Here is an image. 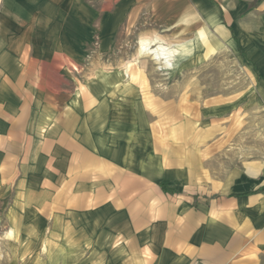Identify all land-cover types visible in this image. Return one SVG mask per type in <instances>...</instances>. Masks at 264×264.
<instances>
[{"label": "crops", "instance_id": "obj_1", "mask_svg": "<svg viewBox=\"0 0 264 264\" xmlns=\"http://www.w3.org/2000/svg\"><path fill=\"white\" fill-rule=\"evenodd\" d=\"M143 9L195 11L254 80L147 100L108 65ZM237 111L264 124V0H0V217L39 264H264V156L221 142Z\"/></svg>", "mask_w": 264, "mask_h": 264}, {"label": "rangeland", "instance_id": "obj_2", "mask_svg": "<svg viewBox=\"0 0 264 264\" xmlns=\"http://www.w3.org/2000/svg\"><path fill=\"white\" fill-rule=\"evenodd\" d=\"M167 22L164 14L141 10L137 21L134 18V23L122 29L108 65L127 67L130 80L141 87L147 100L166 92L173 99L182 94L183 98L188 97V101L198 98L206 102L234 99L245 92L254 80V74L236 46H230L222 39L215 45L211 39L215 32L213 27L206 23L201 26L195 11H189L187 19L182 22L179 16L172 25ZM154 36L179 50L173 67L159 69L150 55L137 54L140 38ZM199 52L202 55L197 57ZM257 117L254 113L237 111L229 123V129L235 130V135L221 137L222 144L241 151L242 157L264 156V124ZM8 232L12 233L11 236L7 235ZM18 241L17 235L0 217V264L42 263L43 251L21 250Z\"/></svg>", "mask_w": 264, "mask_h": 264}, {"label": "bare ground", "instance_id": "obj_3", "mask_svg": "<svg viewBox=\"0 0 264 264\" xmlns=\"http://www.w3.org/2000/svg\"><path fill=\"white\" fill-rule=\"evenodd\" d=\"M138 55H150L158 63L159 69H169L174 66L175 57L179 50L164 44L158 37L140 38L138 42ZM11 232L7 235L11 236Z\"/></svg>", "mask_w": 264, "mask_h": 264}]
</instances>
